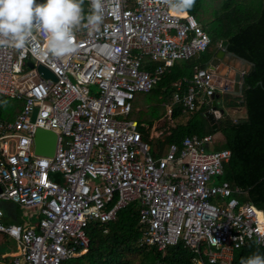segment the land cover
Here are the masks:
<instances>
[{
  "label": "built area",
  "instance_id": "2783aa9c",
  "mask_svg": "<svg viewBox=\"0 0 264 264\" xmlns=\"http://www.w3.org/2000/svg\"><path fill=\"white\" fill-rule=\"evenodd\" d=\"M84 5L88 13L90 0ZM103 16L99 33L76 32L74 55H46L39 30L27 51L0 52V100L21 103L10 119L0 117V204L37 213L33 224L5 223L0 207V234L15 243L0 264L76 257L87 248L86 227L99 224L105 232L130 203L137 207L140 243L163 250L182 242L191 264H233L232 252L248 241L264 250L262 211L239 203L229 182L214 181L229 157L227 149L204 150L214 134L184 136L161 156L162 147L152 143L168 133L172 119L149 130L127 118L135 92L147 93L173 62L208 50L207 33L191 14L162 0H103ZM36 65L54 80L41 77ZM212 74L195 67L188 79L172 82L167 114L172 106L181 113L209 109L215 92L231 90L230 81ZM37 128L55 134L51 156L34 153Z\"/></svg>",
  "mask_w": 264,
  "mask_h": 264
},
{
  "label": "trees",
  "instance_id": "16d2710c",
  "mask_svg": "<svg viewBox=\"0 0 264 264\" xmlns=\"http://www.w3.org/2000/svg\"><path fill=\"white\" fill-rule=\"evenodd\" d=\"M187 13L207 33L210 48L196 57L173 62L147 93L153 92L160 101L167 102L171 83L188 79L195 67H206L218 49L213 45L218 42L226 52L251 64L242 75L240 95L231 99L226 94L225 106L242 108L244 116L232 119L223 111L212 129L203 116L208 106L190 113H181L177 106H172L168 116L174 124L162 140L152 143V149L162 147L163 143H179L184 136L219 132L223 140L213 144L215 150H229L219 180L236 189L233 196L239 203L251 204L264 215V0H195ZM2 100L0 117L10 119L7 113L12 108H4ZM215 107L220 109L216 101ZM147 123L150 125L153 120ZM85 233L88 240L85 252L60 264H191V254L182 242L163 250L140 243L135 203L119 209L105 232L103 226L90 224ZM257 252L264 255L260 246L248 241L233 251L232 262L241 264L242 259Z\"/></svg>",
  "mask_w": 264,
  "mask_h": 264
},
{
  "label": "clouds",
  "instance_id": "9594fccd",
  "mask_svg": "<svg viewBox=\"0 0 264 264\" xmlns=\"http://www.w3.org/2000/svg\"><path fill=\"white\" fill-rule=\"evenodd\" d=\"M172 11L187 14L195 0H162ZM85 13L84 0H0V52L28 50L39 30L46 41L45 54L62 58L77 53L76 32L87 28L99 33L103 24V0H90ZM213 243H218L213 240ZM241 264H264V255L253 253Z\"/></svg>",
  "mask_w": 264,
  "mask_h": 264
},
{
  "label": "rangeland",
  "instance_id": "374dc122",
  "mask_svg": "<svg viewBox=\"0 0 264 264\" xmlns=\"http://www.w3.org/2000/svg\"><path fill=\"white\" fill-rule=\"evenodd\" d=\"M215 48H218V42L213 45ZM218 92H216L217 94ZM229 96V98L232 99V97H238L239 94L233 93V92H223L218 94V96L215 97L216 105L217 107H220L223 109L224 113L229 115L232 119L241 118L244 116L243 109L240 107H234V108H227L225 106L226 99ZM4 101V102H3ZM163 101H160V98L157 94H154L153 92L150 93H143V92H135L133 99L131 100V111L127 118L134 119L138 122H143L146 124L149 120H153L154 126H157V129H162L164 127H167L168 122V114H167V108L163 106ZM3 107H11L12 109L9 114L11 117L15 112L18 110V106L20 104V101L18 100H10L7 98H3L2 100ZM4 107V108H5ZM174 124V122H173ZM164 137V136H161ZM218 140H216L217 142ZM220 142V141H218ZM166 144L163 143L162 150H161V156H164L166 151ZM205 151L215 150L214 145L209 144L206 147H204ZM219 178H214L215 183H217ZM212 202L219 204L220 200L216 197L212 198ZM0 207L2 208L6 220L12 223L19 222L21 225H25L24 221H27L29 218H31L34 222L36 221V210L32 208H23L19 205L13 204L11 202H2L0 204ZM15 250V243L9 239L8 237L0 234V257L8 255L9 252H12ZM136 262H133L132 264H135Z\"/></svg>",
  "mask_w": 264,
  "mask_h": 264
},
{
  "label": "water",
  "instance_id": "95a60500",
  "mask_svg": "<svg viewBox=\"0 0 264 264\" xmlns=\"http://www.w3.org/2000/svg\"><path fill=\"white\" fill-rule=\"evenodd\" d=\"M221 62V65H225L226 67H230L231 70L230 74H226L224 77L221 74L220 76L224 78V81H230L231 83V92L240 94L241 91V84L243 81V73L249 70L251 64L246 62L245 60L226 52L223 48H218L213 56L207 63V68L210 69L213 74L212 78L219 77V68L217 65ZM29 67H32L31 62H27ZM36 71L40 74L43 78H49L54 80V76L43 66L36 65ZM227 91V90H225ZM227 91V92H230ZM223 113V109H217L215 107V95H212L210 101V108L207 109L203 116L207 120L208 124L211 126L212 129L215 128V120ZM35 114V109L31 113L30 119L32 120ZM56 136L52 131L44 130V129H35L33 134V151L35 154L43 155V156H51L54 151Z\"/></svg>",
  "mask_w": 264,
  "mask_h": 264
},
{
  "label": "crops",
  "instance_id": "0c3cea01",
  "mask_svg": "<svg viewBox=\"0 0 264 264\" xmlns=\"http://www.w3.org/2000/svg\"><path fill=\"white\" fill-rule=\"evenodd\" d=\"M217 68H219V77H221L220 75L222 74L223 75V77L226 75V74H230V75H232V73L230 72V70H231V68L230 67H226L225 65H221V62H219V64L217 65ZM232 71V70H231ZM223 77H221V78H223ZM224 79V78H223ZM218 94H220L219 92L216 94V92H215V97L216 96H218ZM20 109V108H19ZM171 118V117H170ZM131 119V118H130ZM172 119V118H171ZM134 120V119H133ZM173 121V120H172ZM138 122V121H137ZM139 123H143V122H139ZM144 124V123H143ZM145 125H147L148 127H149V130L150 129H155V130H158L156 127L157 126H154V124L152 123V124H148V123H146ZM172 127V126H171ZM163 138V137H162ZM156 140H158V139H156ZM216 140H218V141H222L223 140V136L219 133V132H216V133H214V141L216 142ZM155 141V140H154ZM2 209V208H1ZM36 219H37V214H36V217H35ZM3 222H5V223H12V222H9V221H7L6 220V217H5V214H4V212H3ZM24 223H25V225H28V224H33L34 223V221L31 219V218H29L27 221H24ZM15 224H20L19 222H16ZM21 225V224H20ZM3 235V234H2ZM13 252V251H12ZM190 252V251H189ZM11 252H9L8 253V255L10 254ZM191 254V253H190ZM232 254H233V252H232ZM190 259H191V257H190ZM191 262V261H190ZM231 263H233L234 264V262H232V255H231Z\"/></svg>",
  "mask_w": 264,
  "mask_h": 264
},
{
  "label": "flooded vegetation",
  "instance_id": "af4514ba",
  "mask_svg": "<svg viewBox=\"0 0 264 264\" xmlns=\"http://www.w3.org/2000/svg\"><path fill=\"white\" fill-rule=\"evenodd\" d=\"M209 48H210V46H209ZM209 48H208V49H209Z\"/></svg>",
  "mask_w": 264,
  "mask_h": 264
}]
</instances>
